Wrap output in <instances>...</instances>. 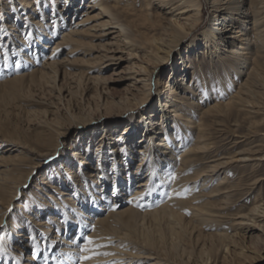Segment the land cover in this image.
<instances>
[{"label":"rangeland","instance_id":"374dc122","mask_svg":"<svg viewBox=\"0 0 264 264\" xmlns=\"http://www.w3.org/2000/svg\"><path fill=\"white\" fill-rule=\"evenodd\" d=\"M29 1L35 8L29 5L23 9L21 5L15 7L11 0H0V264H55L52 261L59 254L61 244L52 235L67 233L76 235L78 246L82 247L83 237L88 236L94 228L98 227L95 225L94 217L105 216L113 210H122L130 204L127 198L132 195L136 181L141 180L146 174L145 168L148 164L141 165L139 168L142 176H139L140 173L134 174L127 184L120 185V193L115 192L114 197H110L109 195L114 189V178L119 172L125 175L126 170L135 171L138 167L137 163H139L135 150L145 142L151 143L148 148H154V142L157 139L160 140L159 132L166 133L163 131V126L159 127L155 124L154 127H150L151 130H147L145 124L147 120L144 119L148 116L147 111L157 105L162 81L169 75L173 77L175 74L173 72H178V77L174 79L185 74L181 71L182 63H179L181 53L186 55L185 60L187 59L189 74L192 77L201 79L200 69L203 70V78L209 81L207 89L213 87L214 90L219 91L218 79L211 80L213 76H220V81H226L230 90L234 86L230 84L233 79L229 77L228 64H224L227 73L219 68L221 58L229 56L225 50L221 52V56H213L212 59L199 54L200 64H198L196 50L189 54L185 52L189 41L201 39L202 32L209 27H215V23H217L212 20L211 12L204 0H201V15L195 29L176 50L172 51L166 62L156 65L155 72L149 79L150 92L147 102L140 100L144 91L142 84H138L139 90H132L130 92L133 94H128L125 89L128 81L121 80L122 76L127 75V67L132 66L138 70L139 63L149 67L154 65V61L149 62L145 56H142L141 50L136 49L133 51L136 53L130 55L127 48H120L123 49V52H118L117 55L121 56V60L113 61L112 63L115 64L109 65L101 73L104 75V80L100 81H95L96 78L90 77L97 73L98 64H95L94 59L91 58L92 55L82 53L83 50H87L84 48L87 45L82 43L91 44L89 41L91 38L87 36L89 26L85 35H77V33L71 35L72 37L68 41L62 44L58 43L57 48L52 51L56 41L61 40L62 31L66 27L73 26V23L79 22L81 17L95 15L96 12H99L97 9L90 11L89 8L85 11L87 0H78L77 8L69 5L68 13L65 12L62 16L57 17L58 19L51 18L55 15L52 3L55 2V5L56 0ZM122 1L128 2L130 9L129 12H125V10L123 12L120 9L122 7L120 5L123 3H119L118 17L124 22H129V25L135 22L141 26L140 21L145 19L147 13L144 4L141 1L137 3L138 0ZM107 2L112 5L114 1L108 0ZM152 5L151 11L157 17L156 19L163 21L162 17L168 15L164 12L169 10L159 9L156 1L152 2ZM31 17L40 22L43 19L46 20L45 23L49 24L47 27H50L51 31L43 36V27L39 22L34 24L29 22ZM12 24L17 29L15 26L13 29ZM87 24L89 23L81 24V27ZM142 26L139 29L145 34L161 32L160 27H157L155 31L152 30L146 21ZM40 36L43 37L37 44V38L34 37ZM76 38L77 40H75ZM134 38L139 39L140 36L135 35ZM93 41L98 42L96 38L92 39V43ZM200 44L199 51L204 46L203 41ZM99 45L94 44L92 48L95 54L98 51L95 52L94 47L97 48ZM226 45L225 43L220 48L227 49ZM117 46L122 45L118 43ZM70 47H74L75 52L67 54ZM125 47L127 46L125 45ZM103 48L100 47V49ZM52 52L55 53V58L60 60L56 66V77L54 80L44 77L42 79L39 77L38 70L35 69L41 68L43 62L52 56ZM146 62L150 64L147 65ZM172 66L174 70H171ZM119 69H122V73L116 74L115 72ZM16 75H23V77H20L18 81H12L11 78ZM241 78L240 75L233 83L235 84ZM175 81L173 83H176ZM183 91L185 90L182 89V93ZM220 91L222 90L220 89ZM203 92L206 93V91ZM126 96L128 98H125ZM213 96L210 99L202 97V104L205 107L211 105ZM198 98L199 96L196 97V100ZM159 110L160 107L155 110L156 113ZM141 113L142 115H140ZM131 116L134 118L131 119ZM133 120H135L134 123ZM248 120L249 117L247 118L245 110L242 108L238 111V115L232 119L209 116L204 123L207 132L206 141L209 143L208 147L211 150L216 148V151L209 154L210 157L204 155L202 159L185 167V177L188 182L182 186V196H190L191 191L196 192L193 202L199 199L203 205L205 201L202 199L206 194L209 195V188L212 185H217V175H213L204 185L196 183L193 189L188 184L197 181V174L212 163L209 160L218 157H223L222 160L229 159L230 162L224 167L227 174H225L226 186H228L227 197L218 201H216L218 197H210V201L213 203L208 202L212 208H218L217 210L225 212L224 217L212 216L207 221V226L199 225L193 229L190 225L192 222L189 221L191 211H187L191 201L189 198L188 203L185 204L186 216L184 215L182 224L186 229L184 228L179 234L171 236L170 221L155 220L151 215H146L151 209L157 207L156 197L153 196L155 192L151 195L147 193L141 200L139 199L140 195L137 201L132 204L135 212H124L119 216H111V218L115 217L111 219V225L105 226L104 231L100 229L106 240L97 243V245H103L97 251L112 253L115 252V247H119L116 244H119L120 247L128 251L133 249L139 253L141 249H144L150 251L154 257L181 264L191 253L188 263L195 264L199 246L205 242L204 248H211L210 239H206L204 236L214 232L215 228H219L230 233L238 232V243L244 245V250L251 255L249 258L241 259V263L264 264V242L260 241V239H264L262 228L255 227L251 219L244 221L247 223L246 227L243 226L246 230L240 225L237 230L234 229L236 228L234 224L239 223L238 220H240L238 215L247 213L256 201L257 203L264 202V160L259 158L264 150V126L259 124L256 127H249ZM113 121L116 123H112ZM128 122L130 123L129 127L124 126ZM168 124L169 128L173 126L175 129L178 126V130H182V134H187L185 143L188 141L194 143V133L198 129L197 122L188 124L184 118L173 120L170 116ZM83 125L93 128L94 131L85 133ZM99 131H101V135L100 133L96 136L88 134ZM78 132L81 133L77 134ZM112 145L115 147L113 148ZM179 145L181 144L179 143ZM74 148L79 149L80 156H74L72 152ZM129 148L133 150L132 160L126 159L127 156L123 154L124 150ZM247 148L256 149L254 153H249L251 160H239V153ZM106 151H109L108 158L103 156ZM60 153L61 156H58ZM152 154L149 153L146 156ZM201 154L199 155L201 156ZM213 154L217 155L213 157L211 156ZM85 155L88 157L89 164L80 167L79 159ZM197 157L196 155V159ZM161 158H163L161 161L165 160L163 156ZM179 164L180 162H178ZM116 165L121 171L115 168ZM174 167L175 163L174 165L170 164L168 170L166 168L167 172L164 173V179L160 182L162 186L159 188L163 189V193H160L159 190L156 193L161 194L158 201L167 199L165 193L171 186L164 182L167 175H171V172L174 171ZM70 170L76 171L77 177H74ZM221 171L223 170L221 169ZM124 179H127V175L124 176ZM201 182L202 180H199V183ZM185 189L188 190L186 194ZM59 190L66 194H60ZM67 198L75 199L76 205L70 203ZM152 199L155 201L150 202L149 200ZM138 204L140 206H137ZM76 207H80L82 211L79 212V208ZM62 212L65 214L61 215ZM28 214L33 220L28 217ZM40 222H46L49 231H44L46 227L40 225ZM256 222V225L258 222L264 225V217L256 218ZM5 227L6 233L2 231ZM77 231H80L79 234H76ZM112 231H114L113 234ZM176 236H179V240ZM197 236L199 240L196 241ZM232 245L229 247L232 248ZM80 253L82 254L81 251ZM80 253L74 252V255H70L72 256L71 262L61 259L60 264H115L118 262L115 259H106L107 255L92 256L91 259L80 261L79 257L82 256ZM212 254L216 256L215 264H224V254L230 258V254L228 250L226 252L225 248H219L218 251L212 249ZM27 255H31L32 258L25 259ZM85 255H91V253ZM153 259L137 258V260L132 261L131 259L120 264H142ZM199 262L213 264L211 261L205 263L199 260ZM225 262L226 264L239 263L237 258L235 261Z\"/></svg>","mask_w":264,"mask_h":264},{"label":"bare ground","instance_id":"6f19581e","mask_svg":"<svg viewBox=\"0 0 264 264\" xmlns=\"http://www.w3.org/2000/svg\"><path fill=\"white\" fill-rule=\"evenodd\" d=\"M11 1L15 7L17 5H21L23 6V9H26L29 5H31L29 0H11ZM107 1L108 0H87V3L85 4V6H87L85 8V11L88 10L87 8H89L91 9L90 11L97 9L99 12H96L95 15H88L84 18L81 17L79 22H74L73 26L66 27V29L62 31L61 40L56 41V45L52 47V51L57 48L58 43L62 44L63 42L68 41L72 37L71 35H74L76 33L77 35L78 34L85 35V31L88 29L89 26V30L87 31L88 32L87 36L91 38L89 39L91 44H87L88 42L87 43L83 42L82 44L87 45L84 47L85 49L87 48V50H83L82 53L84 55H92L91 58L94 59L95 64H98V68L96 69L97 73L91 75L90 77L96 78L95 81H100L102 79L104 80V75L101 73L109 65L115 64L112 63L113 61L118 62L121 60V56L119 54L117 55L118 52H123V49L120 48H127L128 51H130L129 53L130 55H134L136 52L134 53L133 51H136V49H138V51L141 50L140 52L142 53V56H145L146 59L149 60V62L154 61V65L149 67L139 63L138 70H135V67L132 66L127 67L126 70L127 75L122 76L121 80L128 81L125 85V89L128 94H133V92L132 93L130 92L132 90L133 91L139 90L140 89L139 85L142 84L144 91L142 90L143 97L140 100L141 102L143 101L147 102L150 92L149 79L151 75L155 72L156 65L166 62V60L170 57L172 51L176 50L180 45V43H182V41H185L186 38L195 29V27L198 24V19L200 18L201 15V6H202L201 0H138L137 3L141 1L147 10L145 19L143 18L144 22L142 20L140 21L141 26L142 24L144 25L146 21L149 24V27L154 31L157 29V27H160L161 32L158 34L156 33L145 34L143 31L139 29L141 27L138 26L139 24H136L134 22L131 25H129V22H124L118 17L119 3H123V5H120L122 6L120 8L122 11L125 10V12L126 11L129 12L130 8L128 7L129 6L128 2H124V1L121 2V0H113L114 2H112V5H109ZM155 1L157 2L159 9L161 8V9L169 10L167 12H164V14H168V15L162 17L163 21H160L161 19H156L157 17L151 11L153 6L152 2ZM204 1L207 3L208 9L211 12L212 20L216 21L217 23H215V27H209L205 29L201 34L202 35L201 39L197 38L189 41L186 46L187 51L185 52L189 54L193 52V50H196L197 52L196 54L198 57V64H200L199 54L201 55L203 54V56L212 59L213 56H221V52L225 50L227 54H229V56L227 58H221L219 63L220 64L219 68L222 69L224 73L225 72L227 73L224 64L225 63L228 64V67L230 68L229 77L233 79L232 83L230 84L234 86L232 90H230L228 88L229 86H227L226 84V81L224 82L220 81V76L219 77L213 76V79L211 80L218 79L217 87L219 91L214 90L213 87L207 89L208 87L207 85L209 84V81L203 78V70L200 69L201 79L198 80L192 77L189 74L190 71H189V67L187 66L188 63L187 59L185 60L186 55H184V53L180 54L179 63H182L181 71L185 72V74H183L182 77L180 78L174 79L178 77V72L172 71L173 74L175 73L174 76L172 77V75H169L167 79L162 81L159 98L157 100V105H155L150 111H147L148 116L145 117L144 119L147 120L145 122L147 126L146 127L147 130L149 129L151 130L152 128L150 127H154L153 125L155 124L159 127L160 125L161 127L163 126V131H166V133L163 134L164 132L162 131L159 132L160 140L158 141L157 139V141L154 142L155 144L154 148L151 149L148 148L149 144L151 145V143L147 144L145 142L144 144L142 143V145L135 150V153H137V158H139L137 159L139 160L138 161L139 163H137L138 167L136 166L137 169H135V171H129V170L125 171L126 172L125 175H127V179H124L125 175L121 174V172H119L116 175V178H114V182H113L114 189L112 194L109 195L110 197L111 196L114 197L115 192H117V194L120 193L121 191V189H119L120 185L124 186V184H127V181L130 180L131 177H134L133 176L134 174L140 173L139 176L140 175L142 176V172L139 170V168L141 167V165L148 164L146 165L145 168V170H147L146 174L143 175L141 180L136 181V183L134 184V189L132 190L131 193L132 195L130 194L131 196L127 198L130 202L128 206H126L122 210L121 209L113 210L111 211V213L105 216L94 217V220H96L95 225L98 227L94 228L92 233L88 235V237L92 238L94 244L103 242V240L105 239V237L102 236L103 232L100 229L103 230L105 226L111 225V219L115 218V217L111 218V216L114 215L119 216L121 213L124 212H128V213L135 212L133 210L132 204L137 201V198L140 195L141 197L139 199L141 200L143 199L144 196H146L147 193L151 195V193L155 192L153 196L156 197L155 199L156 201L154 199L149 201L151 202L154 200L155 203L157 204V207L151 209L148 213L145 212L146 215H151L155 220L166 219L170 221L169 227H170L171 236L173 235L175 236L179 234V232H181L184 228L186 229V227H184V225L182 224L184 221L183 220L184 215L186 216L185 204L188 203L189 198H191V201L189 202V208L187 209V211L188 210L191 211L190 212L191 215L189 216L190 217L189 221L192 222L190 225L193 227V229L195 227L197 228V226L199 225H202L203 227L205 225L207 226L208 225L207 221H209L212 216H216V217L225 216L224 215L225 212L217 210L218 208L217 209L212 208L211 205H209V203L210 204L213 203V201H210V197H218L216 198V201L227 197L226 192L228 191H226V189L228 188V186H226L227 181L225 179L227 174L224 171V167H226L227 164L230 162L228 161L229 159L222 160L223 157H218L209 160L212 161V163L208 164L206 166V169H203L199 174H197L196 180L198 182L192 181V183L188 184L193 189L194 188L193 186L196 183L199 185H204L205 182L209 181L213 175H217V185H212V187L209 188L208 190L209 195L206 194L202 199L205 201L203 205H201L199 199L196 202H193L196 197L195 195L196 192L194 193L191 191L190 196H182V192H183L182 186L186 185V183L188 182V180L185 177L186 174L185 167H188L190 163L194 161L196 162L198 159H202V156L204 155L210 157L209 154L213 152L215 153L216 151V148L211 150L208 147L209 143H207L206 141L207 132L204 128V123L209 118V116L222 117L223 119H232L233 117L238 115V111H240L242 108L243 110H245L247 118L249 117L248 120L249 127H256L259 124H262L264 126V0H204ZM56 2L57 5L56 4L54 5L55 2L52 3V6H54L53 10L55 12V15L52 16L51 18L56 17V19H58L57 17L62 16L65 12L68 13L67 10L70 9L69 5L73 6V8L74 7L77 8L78 0H56ZM31 7L35 8V6L32 5ZM29 22H31L32 24L39 22V24L43 27L42 29L43 36H46V34L49 31H51V28L47 27V25L49 24L45 23L46 20L44 19L40 22L38 21V19L36 18L33 19L31 17ZM86 23L89 24L81 27V24L84 25ZM249 24H251V26H248ZM14 26L15 25L12 24L13 29L16 27ZM135 35H139L140 38L135 39L134 38ZM43 36L34 37L35 39L37 38L36 41L37 44L40 43V40ZM94 38H96L98 42L93 41L92 43V39ZM75 40H77V38ZM202 41L204 46L203 48L201 47V50L199 51V46L201 45L200 42ZM118 43L121 44L122 46H117ZM225 43L227 44L226 45L227 49L220 48L222 47V45L224 46ZM94 44H100L99 47L97 48L94 47L95 52L97 51L99 52V53L97 52V54H95L92 51ZM125 45L127 47H125ZM100 47H104V48L100 49ZM100 51H102V53H100ZM73 52H75V48L70 47L67 51V54H71ZM51 55L52 56L50 58L46 59L43 62L41 68L35 70H38V73H40L39 77L41 78L44 77L50 80H54L57 73L56 66L60 62V60H57L55 58L56 56L53 55V52L51 53ZM149 62H146V64L149 65L150 64ZM89 70L91 71L92 69ZM171 70H174L173 66ZM115 73L116 74L122 73V69L117 70V72ZM187 73L188 75H186ZM23 75L21 76L16 75L11 79H13L12 81H18L20 77H23ZM240 75L242 76V78L234 84L233 82L236 81L237 78L240 77ZM173 79L176 80L175 81L176 83H173L174 82ZM182 85L184 86L182 87ZM178 89L179 90L181 89V91H178ZM182 89L185 90L183 91V93H182ZM220 89L222 91H220ZM202 90L206 91V93L203 92ZM198 96L199 98L198 100H196V97ZM212 96H213L212 99L213 103L205 107V105L202 104V97H208L210 99L212 98ZM125 98L128 97L126 96ZM159 107L160 110L158 113H156L155 110ZM167 110L168 113H166ZM161 111L162 113H160ZM140 115H142V113ZM170 116L173 118V120H179V118H184V120H187L188 124H193V122H197L196 127H198V129L195 130V133L193 132L195 134L194 143H192L191 141L185 143L187 134L186 133L182 134V130H178V126L175 127V129L173 128V126L169 128L168 117ZM130 118L132 119L134 117L131 116ZM134 122L135 120H133V123ZM112 123H116V121H113ZM129 124L130 123L128 122L124 124V126L129 127ZM236 125L238 126V124ZM83 127H84L83 131L85 133L88 131H94L93 128L90 127L88 128L87 125H83ZM81 132H78L77 134H80ZM99 133L100 135L102 134L101 131L88 133V134H92V136L94 135L96 136V134L99 135ZM150 135H151V131H150ZM141 140L142 138L140 139V141ZM174 142L176 143L175 145ZM179 143L181 145H179ZM112 147L114 148L115 146L112 145ZM255 151L256 149H252V148L244 149L239 153L240 154L239 160H243V161L251 160L249 153L250 152L254 153ZM72 152L74 156L75 155L80 156L81 154L79 152V149L77 150L75 148L72 150ZM108 152L109 151H106V153H104L103 156L108 158ZM132 152L133 150L129 148L127 150H124L123 154L127 156L126 159L130 158L132 160V158L134 157V155H132ZM149 153H153V154L146 156ZM99 154L102 155L101 153ZM199 154H201V156ZM196 155L198 156L197 159H196ZM216 155L217 154H213L211 156L214 157ZM58 156H61V153ZM162 156L165 158L164 161H161V159H163L161 158ZM259 158L260 160L261 159L264 160V150L260 154ZM79 160L81 161V163L79 164L80 167H82L84 164H89L88 157L86 155L82 156ZM178 162H180L179 165ZM174 163H175L174 171L171 172V175L169 176L167 175V178H165V182H164V184L166 185L169 184L168 186H171V188H169L165 193V197L167 199L163 201H158L161 198L160 197L161 194H156L157 191L159 190L160 193H163V189H159L162 186L160 185V182H162V180L164 179V173L167 172L166 168L168 170L169 165L170 164L174 165ZM115 168L117 170H120L118 168V165H116ZM221 169L223 171L220 172ZM70 172H72L74 177H77L76 171L70 170ZM172 174H174L175 176L174 179L171 178ZM183 175L184 177H182ZM199 180H202V182L199 183ZM56 188L59 189L58 187ZM59 192L60 194L64 193L62 190H59ZM176 193H181V195L178 196L176 195ZM65 194L66 193H64V195ZM67 200L73 205H76L75 199L67 198ZM76 208H79L78 209L79 212L82 211L80 207H76ZM62 214L64 215L65 213L62 212L61 215ZM28 215H29L28 217L30 218L31 215L30 214ZM237 217L240 220H238L239 223L234 224V226L236 227L234 228L235 230L239 228L238 227L239 225L241 227L245 226L247 223L244 221L252 219V222H254V226L257 228H262V230L264 231L263 224L261 223L259 224L258 222V225H256L257 224L256 218L264 217V202L257 203L256 201V203L248 210L247 213H241ZM30 219L33 220L32 218ZM33 222L38 224L36 221ZM40 225L46 227V230L44 231L46 232L49 231L46 222H40ZM244 229L246 230V228ZM2 231L6 233L7 232L6 227ZM79 232L80 231H77L76 234H79ZM113 232L114 231H112V234ZM237 233L238 232L235 231L233 233L226 232L225 229H219V228H215L214 232L207 233L209 235H205L204 237L206 239H210L211 248L210 247H207V249L204 248L205 242L202 243L199 246V251L196 254L197 259L195 260V264H201L199 260L205 263L211 261V263L215 264L217 260L215 254L214 255L212 254V249L213 250L216 249V251H218L219 248L221 249L225 248L226 252L228 250L230 254V258L228 257V255L224 254L223 256L224 264H226L225 261H232V260L235 261L236 258L238 259L239 262L236 264H244L241 263V259L243 260L249 258L251 255L250 253L248 254V251L244 250L245 249L244 245L238 243ZM52 237H54L55 240L61 244L58 251L59 254L56 255L52 261L55 264H60L61 259L71 262L70 258L72 256L70 255H74L73 254L74 252L80 253L81 251L80 249L84 246L85 243L82 242L81 244L82 247L78 246V241L76 239L77 236L68 233L63 235L54 234L52 235ZM197 240H199L198 236L196 238V241ZM260 241L264 242V239H260ZM231 244H233L232 248L229 247V245L231 246ZM116 246L119 247L118 248L115 247V252H112L110 253V255H107L106 258L109 260L110 259L111 260L115 259V261L118 260V262L115 264L127 262L130 261L131 259L132 261L137 260V258H154L152 261L142 264H181L170 260H162L156 256L154 257L153 255H151L150 251H146L144 249H141V251L138 253L133 249L128 251L120 247L119 244H116ZM85 254L87 253L82 252L81 255H85ZM29 258L31 259L32 256L31 255L25 256V259H29ZM190 258H191V253L187 256L183 264H189L188 261L190 260ZM23 264H29V263H23Z\"/></svg>","mask_w":264,"mask_h":264},{"label":"snow or ice","instance_id":"6c2138e0","mask_svg":"<svg viewBox=\"0 0 264 264\" xmlns=\"http://www.w3.org/2000/svg\"><path fill=\"white\" fill-rule=\"evenodd\" d=\"M59 51V50H57ZM53 55H55V53H53ZM51 159V158H49ZM229 175H231V173H229ZM172 179L175 178L174 174H172ZM27 187V186H25ZM185 191V194L186 192L188 191L187 189L184 190ZM176 195H181V193H176ZM137 206H140L139 204ZM11 211V210H10ZM83 240H84V246L80 249L81 252H84V253H91V255H82L79 257L80 261H85V260H88V259H91L92 256H99V255H110V253H107V252H104V253H101L99 251H97L98 248L100 247H103V245H97V244H94L93 240L91 237H88V236H84L83 237ZM92 246V247H90Z\"/></svg>","mask_w":264,"mask_h":264}]
</instances>
